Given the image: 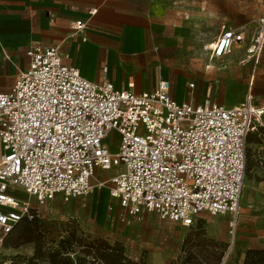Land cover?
I'll use <instances>...</instances> for the list:
<instances>
[{"label":"built area","instance_id":"built-area-1","mask_svg":"<svg viewBox=\"0 0 264 264\" xmlns=\"http://www.w3.org/2000/svg\"><path fill=\"white\" fill-rule=\"evenodd\" d=\"M86 27L83 20L73 26L77 32ZM245 40L244 26H223L208 48L211 58L230 56ZM27 56L28 68L0 93V264H8L1 260L4 244L22 220L39 217L58 195L85 197L108 181L124 215L156 212L185 227L203 212L236 221L246 141L258 114L250 96L233 108L210 96L197 106L178 103L163 78L155 90L137 94L85 78L64 64L58 47L33 46ZM121 165L127 172L94 183L98 170Z\"/></svg>","mask_w":264,"mask_h":264},{"label":"rangeland","instance_id":"rangeland-1","mask_svg":"<svg viewBox=\"0 0 264 264\" xmlns=\"http://www.w3.org/2000/svg\"><path fill=\"white\" fill-rule=\"evenodd\" d=\"M164 1L165 12L172 14L175 9L180 18L178 27L157 31L164 77L172 87L179 81L203 86L213 72L206 69L208 65L215 69L234 67L236 74L224 86L234 93L243 92L241 98L232 99L236 105L245 103L251 95V103L258 110L252 132L260 133L264 129V38L258 51L255 41L264 28V0ZM223 24L244 26L246 40L240 54L222 61L210 58L205 47L221 35ZM117 138L112 132L108 139L112 151L117 149ZM118 171L127 172L126 165L98 170L94 183L108 181ZM258 176L264 177L263 169H255L251 177L246 174L236 221L229 215L203 212L191 227L164 220L156 212L124 215L125 210L111 196V181L85 197L58 195L40 208L38 219L48 229L44 248H56L75 230L81 243L71 254L74 264L85 257L86 244L98 240L122 245L126 256L139 264H243L249 250L264 249V187L256 181ZM34 254V244L9 246L4 248L1 260L14 264L17 257L32 258Z\"/></svg>","mask_w":264,"mask_h":264},{"label":"crops","instance_id":"crops-1","mask_svg":"<svg viewBox=\"0 0 264 264\" xmlns=\"http://www.w3.org/2000/svg\"><path fill=\"white\" fill-rule=\"evenodd\" d=\"M165 7L164 0H0V93L10 91L18 74L28 68L27 50L33 46L58 47L64 64L76 67L89 80H106L137 94L155 90L160 79H166L157 31L178 27L180 19L175 9L170 14ZM79 20L87 22L84 32L73 28ZM215 41L205 47L210 58L208 48ZM244 45L245 41L230 56L217 60L240 54ZM206 69L213 72L203 86L192 82L190 88L192 83L179 81L171 85L172 97L195 106L208 96L227 108L243 104L232 100L243 92L235 94L224 86L236 74L234 67ZM3 155L0 138V162Z\"/></svg>","mask_w":264,"mask_h":264},{"label":"trees","instance_id":"trees-1","mask_svg":"<svg viewBox=\"0 0 264 264\" xmlns=\"http://www.w3.org/2000/svg\"><path fill=\"white\" fill-rule=\"evenodd\" d=\"M246 142V174L251 177L255 169L264 170V129H261L260 133L251 131ZM256 146L263 149H255ZM255 179L257 182H264V177L258 176ZM47 233V227L43 223L40 224L38 217L33 220L24 219L6 239L4 248L9 246L18 248L23 244L35 245V254L32 258L17 257L18 261L14 264H74L71 254L75 253L74 246L81 243L77 232L70 231L67 238H62L59 245L53 249L44 248L43 239ZM83 253L85 257L78 258L80 264H139L126 256L122 245H111L105 241L88 242ZM243 264H264V249L249 250Z\"/></svg>","mask_w":264,"mask_h":264},{"label":"bare ground","instance_id":"bare-ground-1","mask_svg":"<svg viewBox=\"0 0 264 264\" xmlns=\"http://www.w3.org/2000/svg\"><path fill=\"white\" fill-rule=\"evenodd\" d=\"M258 111V110H257Z\"/></svg>","mask_w":264,"mask_h":264}]
</instances>
